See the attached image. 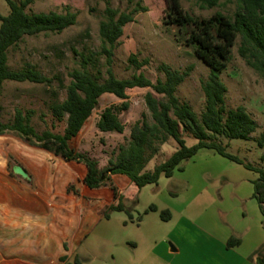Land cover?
<instances>
[{
	"label": "rangeland",
	"instance_id": "1",
	"mask_svg": "<svg viewBox=\"0 0 264 264\" xmlns=\"http://www.w3.org/2000/svg\"><path fill=\"white\" fill-rule=\"evenodd\" d=\"M181 5L189 15L204 19L217 12L233 18L237 8L236 3L229 0H220L219 6L213 9H203L192 0H181ZM66 7L77 14L75 26L60 34L47 33L25 37L9 50L10 69L33 68L54 82L50 87L5 82L0 90L1 122L12 121L14 111L20 109L24 113L33 111L31 125L37 133L41 134L46 130L63 131L65 121L59 122L53 118L50 105L55 100L63 102L66 99V87L71 81L69 73L74 69H81L83 56L93 55L98 60V67H89V72L100 80L106 77V59L101 54L102 40L99 28L100 23L106 19L107 8L118 14H132L133 18V21L124 27L123 35L114 49V75L118 79H129L133 75L143 74L155 83L165 78L160 70L162 66L179 73H187L184 82L178 87L176 96L180 102L189 104L198 116L201 115L205 106L203 85L209 78L210 68L194 55L190 47L178 42L176 28L162 23L161 0H36L26 12L61 14L66 12ZM141 7H147L148 11L143 12ZM9 12L7 3L0 0V16H7ZM240 42V38H237L231 61L220 75V80L227 88V107H243L255 121L257 130L249 140L227 141L221 137L216 140L227 146V152L237 156L245 164L264 170V147L257 145V140L264 133V75L248 66L245 59L239 55ZM130 56H134L142 66L138 69L132 66L129 63ZM58 80H61L62 85ZM148 92H152L151 89L134 88L127 91L129 108L119 115L124 125L121 134L102 133L96 124L104 108L121 105L123 101L109 94L99 99L98 108L87 120L77 139L78 151L96 161L99 170L108 167V161L116 156L120 146L128 145L131 128L142 115L147 114L149 117L144 100ZM153 95L156 99L163 100L162 96L154 93ZM180 132L187 146L197 143L193 136L183 133L181 128ZM17 145H27L35 151L48 153L49 163H55L54 159L62 160L52 153L28 145L16 134L8 133L0 136V160L7 161L11 174L16 161L10 151ZM176 149L177 144L169 139L161 146L157 156L150 160L144 172H150L165 162ZM36 159V156L27 162L22 159V165L31 170ZM182 167L183 172L175 171L171 178L161 177L155 185H148L140 190L135 188L136 192L128 191L124 194L125 205L134 209L133 222L129 221L124 212H110V218L105 219L106 221L99 224L83 240L78 250L83 264H125L126 237L138 240L136 250H126L134 260H143L141 264H166L152 251L154 244L150 238H155L157 243H169L171 233L173 235L175 227L180 225L186 227V235L197 240L207 235L224 237L223 234L240 241L244 239L247 244L241 251L250 252V255L264 243V217L257 201L252 198V181L258 178L257 173L205 149L183 162ZM15 177L19 178L16 175ZM152 205L157 207V211L143 215ZM107 209L99 208L98 212L103 213ZM162 211L169 212L170 221L161 219ZM141 215L144 223L137 227L140 222L137 223L136 220ZM177 230L180 231L179 228ZM255 243L258 247L251 251ZM247 246L252 248L246 250ZM73 260L74 258L71 264H74Z\"/></svg>",
	"mask_w": 264,
	"mask_h": 264
},
{
	"label": "trees",
	"instance_id": "2",
	"mask_svg": "<svg viewBox=\"0 0 264 264\" xmlns=\"http://www.w3.org/2000/svg\"><path fill=\"white\" fill-rule=\"evenodd\" d=\"M10 12L0 16V90L5 82L30 83L52 86L54 80L45 77L33 68L12 70L8 65V52L25 37L40 34H60L77 24V14L66 7L65 13H27L26 9L36 0H4ZM164 25L174 27L178 31V42L190 47L194 55L210 68V75L203 85L205 96L204 111L198 116L191 106L182 103L176 96L178 87L184 82L187 73L172 71L166 66L160 67L164 80L151 82L143 74L133 75L129 79H118L112 70L114 49L123 35L124 27L133 21L132 14H118L110 8L106 9V19L100 23L99 34L102 40L101 54L106 59V77L102 80L94 77L89 67H98V60L93 55L83 56L81 69L69 73L71 81L66 87L67 96L63 102L53 101L50 110L57 121H65L62 132L46 130L39 134L31 125L33 111L24 113L20 109L14 111L12 121H0V136L14 133L32 147L52 153L65 162L81 164L86 168L83 184L89 189L108 186L113 192V202L102 213L108 220L110 212H124L133 222L134 209L125 205L123 191L112 183L111 176H126L138 189L155 185L161 177L171 178L175 171L183 172L182 163L192 159L200 150H212L217 155L257 173L253 180L252 198L258 203L264 217V170L245 164L240 158L227 152V146L219 143L217 138L225 140H249L256 132L257 125L243 107L229 109L225 103L226 86L220 75L226 70L232 58V50L240 38L239 55L248 66L264 75V0H229L237 5L233 18L219 12L210 18H197L186 13L181 0H161ZM203 9L219 6L220 0H192ZM143 12L147 7H141ZM129 63L136 69L140 64L134 56ZM97 72H100L97 70ZM62 85L61 80H58ZM134 88H149L163 100H158L152 92L146 93L144 100L147 114H143L130 131L127 146H120L114 158L108 161V167L99 170L97 162L77 150V138L98 108L99 99L105 94L113 95L123 101L121 105H111L103 109L96 124L102 133H123L124 125L120 121L121 112L128 110L127 91ZM2 108L0 106V113ZM183 133L193 136L197 143L187 146ZM169 139L177 144V149L163 163L150 172H144L150 160L157 156ZM260 148L264 147V133L257 140ZM108 183H107V182ZM73 190V186L68 188ZM74 193H76L74 191ZM152 205L144 213L156 212ZM163 221L170 220L167 211L160 212ZM142 215L137 218L141 222ZM126 224V223H125ZM239 239L230 238L227 249L240 245ZM66 248V246H65ZM65 257L61 258L64 261ZM249 260L254 264H264V243L254 251ZM74 264H79L75 259Z\"/></svg>",
	"mask_w": 264,
	"mask_h": 264
},
{
	"label": "crops",
	"instance_id": "3",
	"mask_svg": "<svg viewBox=\"0 0 264 264\" xmlns=\"http://www.w3.org/2000/svg\"><path fill=\"white\" fill-rule=\"evenodd\" d=\"M10 154L16 161L12 169L20 166L28 179L15 177L13 171L12 174L8 171L7 161L0 160V264H71L73 258L83 264L78 250L83 240L104 222L98 210L109 208L113 192L107 187H86L83 184L86 168L81 164L59 159L49 163L48 153L27 145H17ZM34 156L37 159L31 170L22 165V159L27 162ZM111 179L123 195L136 192L126 176L113 175ZM71 186L73 190L69 191ZM143 223L142 220L136 226ZM185 229L183 225L175 227L169 243H157L150 235L152 251L166 264H254L248 258L250 252L241 251L246 240L242 239L236 248L227 249L230 236L226 234L197 240L186 235ZM137 247L138 240L125 238V264L143 262L134 260L129 251L126 253L129 248ZM251 248L247 246L246 250ZM63 257L65 260L61 261Z\"/></svg>",
	"mask_w": 264,
	"mask_h": 264
},
{
	"label": "water",
	"instance_id": "4",
	"mask_svg": "<svg viewBox=\"0 0 264 264\" xmlns=\"http://www.w3.org/2000/svg\"><path fill=\"white\" fill-rule=\"evenodd\" d=\"M12 171H13L14 175H16L22 179H25V180L28 179L26 172L20 166L13 167Z\"/></svg>",
	"mask_w": 264,
	"mask_h": 264
}]
</instances>
